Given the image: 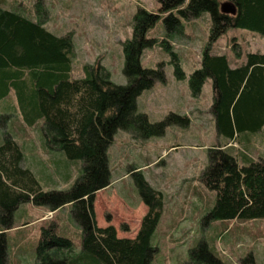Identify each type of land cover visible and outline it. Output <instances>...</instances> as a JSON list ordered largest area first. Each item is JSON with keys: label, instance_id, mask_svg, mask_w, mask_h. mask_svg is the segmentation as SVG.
<instances>
[{"label": "trees", "instance_id": "1", "mask_svg": "<svg viewBox=\"0 0 264 264\" xmlns=\"http://www.w3.org/2000/svg\"><path fill=\"white\" fill-rule=\"evenodd\" d=\"M158 1V13L139 6L133 17L132 37L123 43L126 84L115 83L100 61L86 64L84 75L74 77V35L56 34L47 28L48 20L41 15L42 0L34 5L35 17L18 6L0 3V101L12 91L15 93L12 102L1 104L0 111L16 110L28 126L43 121L42 135L49 151L63 152L72 164L73 160L83 161L80 175L70 188L45 190L38 176L53 181L25 164L22 145L4 132L0 143V223L5 227L0 229V264H9L6 230L12 227L18 208L29 202L52 211L71 205L72 216L82 229L81 248L76 251L73 241L58 233L55 221L43 226L37 247L38 264L151 263L156 252L154 236L165 208L163 191L148 181L140 167L129 171L148 206L135 238L119 237L114 225L99 226L95 201L97 192L112 183L109 149L120 129L146 139L164 135L174 123L189 122L187 115L174 112L152 122L138 109V97L156 81L166 80L163 63L157 68L142 64L144 50L159 43L147 35L161 18L168 36H173L181 33L180 17L192 19L205 12L211 16L201 67L189 80L192 95L198 97L206 80L212 79L211 111L222 139L208 148V165L200 177L205 187L216 192L205 219L264 217V157L253 159L242 153L240 160L235 148L229 146L264 130V53H248L245 63L233 67L226 54L212 52L214 44L230 28L264 35V0ZM224 2L232 3L235 13L223 11ZM160 44L175 57L168 39ZM175 73L179 79L185 77L176 59ZM7 118L0 116V126ZM53 170L59 174V181H69L63 179L58 163H53ZM207 254L201 258L195 248L190 257L198 263L202 259L205 264H227L211 250ZM241 261L256 264L253 254Z\"/></svg>", "mask_w": 264, "mask_h": 264}, {"label": "rangeland", "instance_id": "2", "mask_svg": "<svg viewBox=\"0 0 264 264\" xmlns=\"http://www.w3.org/2000/svg\"><path fill=\"white\" fill-rule=\"evenodd\" d=\"M47 28L56 34L72 32L76 51L73 58L74 77L84 75L86 64L100 61L111 73V79L118 84L128 82L123 69L125 56L123 43L132 37L133 17L139 6L158 13V0H42ZM37 0H0L6 7H19L36 16L34 5ZM181 18V33L168 36L161 18L149 30L148 38L157 39V45L144 50L142 64L157 68L164 64L166 80L156 81L137 100L138 109L148 115L152 122L163 120L170 113L187 115V124L174 123L166 128L164 135L137 138L131 132L120 129L110 146V165L113 180L126 175L134 167L143 170L148 181L160 188L165 196L164 213L154 236L156 252L150 264H205L202 259H191V251L198 248L201 258L211 250L227 264H242L241 259L254 255L256 264H264V217L256 219L206 220L212 209L216 192L203 184L201 174L208 165V148L222 142L212 114L213 83L208 78L198 97L192 95L190 76L201 67L202 55L207 45L211 16L208 12L192 19ZM168 39L174 55L160 44ZM212 52L226 54L233 67L242 65L248 53H264V35L243 28H230L214 44ZM175 59L185 72L179 79L175 73ZM15 98L12 91L0 101L5 105ZM10 101V102H9ZM0 143L8 131L28 153L29 161L35 155L39 163L29 164L38 175L50 174L52 155L63 156L61 151L52 152L44 143L43 121L33 126L24 122L19 112L0 111ZM5 127V128H4ZM237 141L236 154L242 160V153L253 159L264 157V130L249 138ZM51 152V153H50ZM64 154V155H63ZM71 161V160H70ZM73 174L69 181L47 182L40 178L42 187L68 189L83 166L82 160H73ZM36 174V175H37ZM109 194H101L97 200L101 220H107L126 237L134 236L138 228L137 206L141 196L132 176L116 181ZM111 204V206L108 205ZM47 206L33 203L22 204L15 213L12 227L7 229L9 264H38L37 247L42 227L51 221L58 224V233L70 238L76 251L82 243V229L72 216V208L46 214ZM109 208L111 211H109ZM106 222V221H105ZM3 224L0 223V229ZM205 243V249L201 245ZM248 264H253L251 261Z\"/></svg>", "mask_w": 264, "mask_h": 264}, {"label": "crops", "instance_id": "3", "mask_svg": "<svg viewBox=\"0 0 264 264\" xmlns=\"http://www.w3.org/2000/svg\"><path fill=\"white\" fill-rule=\"evenodd\" d=\"M253 135H256V134H253ZM251 135V136H253ZM237 145V141L235 142H232L229 144V146H233L236 150V146ZM54 156H56L54 154ZM54 156L52 155L53 159H51V165H53V163H58L61 167V169H63L61 171V175L63 177V179H66V180H70L72 174H73V169L71 170V166H72V163L68 162L67 160H64L63 156L60 155V157L58 158H54ZM36 157L35 155H32L31 156V162L29 161V158H28V153H25V164H27L29 166V164H34V163H39L40 160H36ZM52 172L50 174H47V178H49V180H52L53 182H56L57 183V180L58 177H59V174L55 173L54 170H51ZM128 174L126 175H122V176H118L117 179L113 180L112 178V183L110 186H108L107 188L105 189H102L100 191L97 192V195H96V201H95V210H96V214H97V221H98V225L101 226V227H106V226H109L110 223L107 221V220H101L100 218V215H99V212H98V207H97V200H98V197L101 195V194H109L110 192V189L112 187H114V185L117 183L116 181L120 180L121 178L123 177H126L128 176ZM112 177H113V171H112ZM65 182V181H64ZM115 183V184H114ZM110 195V194H109ZM109 206H111V204L108 203ZM66 208H71V205H66L65 207L63 208H60L56 211H52L51 209L47 208L46 210V216L47 214H56L59 210L61 209H66ZM109 211H111V209L109 208ZM137 211L139 212V216H137V220H138V228L134 234V236L132 237H126L124 236L120 231L119 229H117V232H118V236L119 237H122V238H135L140 230V227H141V223H142V219L143 217L146 215V213L148 212V206L143 202V200L141 199L138 206H137ZM106 221V222H105Z\"/></svg>", "mask_w": 264, "mask_h": 264}, {"label": "water", "instance_id": "4", "mask_svg": "<svg viewBox=\"0 0 264 264\" xmlns=\"http://www.w3.org/2000/svg\"><path fill=\"white\" fill-rule=\"evenodd\" d=\"M222 9L227 13H235L236 11L235 6L230 2H224L222 4Z\"/></svg>", "mask_w": 264, "mask_h": 264}]
</instances>
